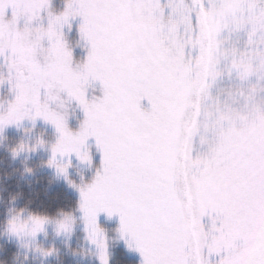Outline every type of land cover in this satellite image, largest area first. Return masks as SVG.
Instances as JSON below:
<instances>
[{
    "label": "snow or ice",
    "instance_id": "obj_1",
    "mask_svg": "<svg viewBox=\"0 0 264 264\" xmlns=\"http://www.w3.org/2000/svg\"><path fill=\"white\" fill-rule=\"evenodd\" d=\"M77 16L79 60L63 31ZM0 58L14 92L0 130L52 125L49 163L65 176L70 160L57 156L90 162L94 139L100 165L78 192L100 264L101 213L119 216L141 264H264V0H66L60 13L50 0H0ZM65 98L83 113L75 132ZM29 221L31 235L43 230L44 218Z\"/></svg>",
    "mask_w": 264,
    "mask_h": 264
},
{
    "label": "trees",
    "instance_id": "obj_2",
    "mask_svg": "<svg viewBox=\"0 0 264 264\" xmlns=\"http://www.w3.org/2000/svg\"><path fill=\"white\" fill-rule=\"evenodd\" d=\"M60 11L66 0H50ZM54 135L41 126L5 132L0 138V264H98L96 254L82 235L79 216V182L74 168L57 176L49 168V151ZM24 217L62 221L70 217L69 236L56 239L45 232L30 243L9 237L8 225ZM106 229L108 264H139L120 244L115 224L101 223Z\"/></svg>",
    "mask_w": 264,
    "mask_h": 264
},
{
    "label": "rangeland",
    "instance_id": "obj_3",
    "mask_svg": "<svg viewBox=\"0 0 264 264\" xmlns=\"http://www.w3.org/2000/svg\"><path fill=\"white\" fill-rule=\"evenodd\" d=\"M64 8H65V6L60 11H54L51 8V1H50V10L53 11L54 13H60L64 10ZM8 15L10 16V11H9ZM42 16H43V13H42ZM43 22L46 24V19ZM80 22H81V18L77 16V17L70 20V23L72 25L71 30H69L67 27H65L63 29V31L65 33V37L68 41V45L71 49L74 50V54H75L77 60H79L83 57L84 52L82 51V49L85 46L84 42L79 39L78 25L80 24ZM0 75H2L5 78L4 82L0 83V112H2L7 108L8 104L14 99V92L11 88V85L8 83V80H7V76H8L7 66H6L5 61L2 58H0ZM250 82L255 84L256 83L255 78H253ZM260 83L262 85H264V81H261ZM100 88H101V86L99 85V82H94L92 84V86H90V88H89L90 95L100 96L101 95ZM61 96L63 98V94H61ZM259 98H264V92L259 93ZM141 107L143 110H146V111L150 110V105L147 103L146 100L141 101ZM61 110L62 111L66 110V112H67L68 127L74 132L77 131L79 129L80 123L83 120V113L81 112V110L75 105L74 102H70L66 98H65V107H64V109H61ZM33 126H41L44 129L50 131L54 135V139H55L54 144L56 143L57 133L55 132L54 127L52 125L46 123L45 121H43L40 118H36L34 121L25 118L17 124L6 125L3 127L2 130H0V138L2 137V135L5 132L11 131V130H18V129H21L23 127H33ZM86 149L89 152L90 157H91L90 162L89 161L82 162V161L76 159L75 156H72L70 158H65L63 160L59 156H57V158H56L57 163H59V164L68 163V161L70 160L69 166L67 167V173H69L71 171V169L74 168L75 171H77L75 173L74 177H76L79 182H81L84 179V177L87 176V174H86L87 172L92 170L93 172L89 173L88 180L85 184L90 183L92 181L93 177L95 176L96 170L99 168V165H100V154H99V152L95 146L94 139L89 138V140L87 141ZM49 157H50V159L52 158L51 148L49 151ZM49 168L52 169L51 171L55 175L65 176V175L59 174L56 170V167L53 165H50V163H49ZM81 183H83V182H81ZM79 199H80V197H79ZM79 216L81 218V213L79 214ZM29 218L30 217H24L22 219L20 218V219L15 221L17 223L27 224V227H25V229L21 232L13 233L12 231H10V228L8 225L7 230H8L9 237L11 239H13L14 241L21 242V243H30L32 241L37 240L38 238L43 237V234L45 232L51 233L54 238L59 239V238H63V237L65 238V237L69 236L71 233V230H72V226L70 227V229L68 231L58 230V224L61 221H52L51 222V221L45 220V223L43 225V230L37 232L35 234V236H33L29 232V228L31 227ZM97 222H98V226L103 230V233H104V236L106 239V245H107L106 229L101 226V223H105V224H109V225L115 224L116 235H117L118 241L120 242V244H122V246L125 248V250L130 255L135 257L139 261V264H141V257L139 255V253L137 251H135L134 249H130L129 247H127L124 240L121 239V237H120V234L118 232V228H119V216L118 215L113 214V216L109 217L106 214L101 213L98 215ZM81 229H82V235H84L86 243L89 245L90 248H92L94 250L96 257H97L98 264H100L99 259H98L96 245L93 243H90L88 236H87V233L84 230V225H83L82 219H81ZM108 253H109V248L107 245V256H108ZM218 261H219V257L209 256V264H218Z\"/></svg>",
    "mask_w": 264,
    "mask_h": 264
}]
</instances>
